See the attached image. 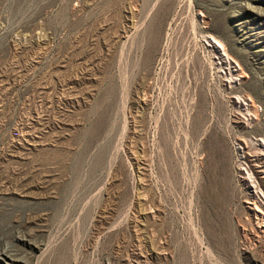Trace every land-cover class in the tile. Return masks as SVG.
<instances>
[{
  "label": "rangeland",
  "instance_id": "obj_1",
  "mask_svg": "<svg viewBox=\"0 0 264 264\" xmlns=\"http://www.w3.org/2000/svg\"><path fill=\"white\" fill-rule=\"evenodd\" d=\"M263 141L264 0H0V257L264 264Z\"/></svg>",
  "mask_w": 264,
  "mask_h": 264
},
{
  "label": "bare ground",
  "instance_id": "obj_2",
  "mask_svg": "<svg viewBox=\"0 0 264 264\" xmlns=\"http://www.w3.org/2000/svg\"><path fill=\"white\" fill-rule=\"evenodd\" d=\"M211 41H212V43L211 42H209V43L213 47L217 48L220 53L222 52L221 54H222V56H224V58H228L229 59V57L227 56L226 50H225L223 44L221 43V41L215 39L214 37H213V39H211ZM263 144H264V141H263ZM240 169H242V173H243V174H241L242 177H244L245 179L248 178V180H249L250 177H248L249 173L247 171H245L246 168L244 169V167H241ZM250 181H251V178H250ZM253 182H254V180H252L251 182L247 181L248 185L250 186V188L252 190V194L254 196L252 198L253 201H251L250 203L252 205H254L253 209L255 210V216H256L257 220L260 222L261 229L264 232V192H262V190L260 192V190H258V188H257L258 186L255 185L256 183L254 184ZM258 200L261 203L260 205H257L258 204ZM0 258L3 259L4 261H6V263H8V264H19V262H20V260H19L20 258L19 259L16 258L15 255H13L12 252H11V254L9 256L3 257V258L0 257Z\"/></svg>",
  "mask_w": 264,
  "mask_h": 264
},
{
  "label": "built area",
  "instance_id": "obj_3",
  "mask_svg": "<svg viewBox=\"0 0 264 264\" xmlns=\"http://www.w3.org/2000/svg\"><path fill=\"white\" fill-rule=\"evenodd\" d=\"M210 39V38H209ZM208 39V40H209ZM208 40H206L205 41V44H206V46H207V42H208ZM233 59V58H232ZM234 60V59H233ZM232 64H233V66H235L234 68L235 69H238V71L241 69L240 67H237L238 66V64L235 62V61H232ZM226 67H228V66H226ZM240 68V69H239ZM228 69H229V67H228ZM228 84H231L230 82H228V81H226ZM232 83H234V82H232ZM234 84H237V83H234ZM251 102H245L244 104H245V106H247L248 108H250V107H253L254 106V104H253V102H252V100H250ZM238 102V104H239V101H237ZM236 148H238V150H242V147L241 146H238V144L236 145Z\"/></svg>",
  "mask_w": 264,
  "mask_h": 264
}]
</instances>
